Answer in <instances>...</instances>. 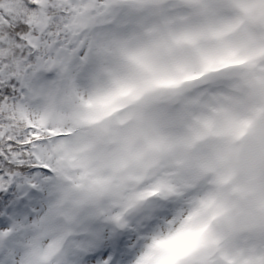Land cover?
<instances>
[{
  "label": "snow or ice",
  "instance_id": "obj_1",
  "mask_svg": "<svg viewBox=\"0 0 264 264\" xmlns=\"http://www.w3.org/2000/svg\"><path fill=\"white\" fill-rule=\"evenodd\" d=\"M0 264H264V0H0Z\"/></svg>",
  "mask_w": 264,
  "mask_h": 264
}]
</instances>
